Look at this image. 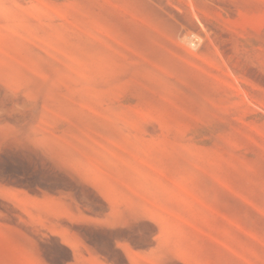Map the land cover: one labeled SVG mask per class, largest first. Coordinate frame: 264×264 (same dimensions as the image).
<instances>
[{"label": "rangeland", "instance_id": "obj_1", "mask_svg": "<svg viewBox=\"0 0 264 264\" xmlns=\"http://www.w3.org/2000/svg\"><path fill=\"white\" fill-rule=\"evenodd\" d=\"M148 1L0 0V264H264V7Z\"/></svg>", "mask_w": 264, "mask_h": 264}, {"label": "trees", "instance_id": "obj_2", "mask_svg": "<svg viewBox=\"0 0 264 264\" xmlns=\"http://www.w3.org/2000/svg\"><path fill=\"white\" fill-rule=\"evenodd\" d=\"M143 1L148 7H155L151 2H149L148 0H141ZM212 2V5H209L210 8L217 10V6L222 7V9H225L227 11H230L231 13L235 10H237L239 7H241L242 5V0H209ZM259 8L264 7V0L260 1L259 0ZM156 8V7H155ZM254 8V7H251ZM218 11V10H217ZM172 12L175 13V11L172 10ZM177 14V13H176ZM149 19L152 18V15L148 16L146 15ZM166 16V15H165ZM198 16L200 18V20L206 24L205 22H207V17L204 16L200 11H198ZM169 22L174 24L178 29L181 27L180 24L176 23L173 19H169ZM211 29H213L214 31V39L215 42L217 44V46L219 47L220 51L222 53H228L230 52V44L229 43H224L222 42V39L227 38L229 36V31L222 25H208Z\"/></svg>", "mask_w": 264, "mask_h": 264}, {"label": "bare ground", "instance_id": "obj_3", "mask_svg": "<svg viewBox=\"0 0 264 264\" xmlns=\"http://www.w3.org/2000/svg\"><path fill=\"white\" fill-rule=\"evenodd\" d=\"M183 40H186L191 45H196V43H198L199 41V37L196 35L194 37L186 35L185 38H183Z\"/></svg>", "mask_w": 264, "mask_h": 264}, {"label": "built area", "instance_id": "obj_4", "mask_svg": "<svg viewBox=\"0 0 264 264\" xmlns=\"http://www.w3.org/2000/svg\"><path fill=\"white\" fill-rule=\"evenodd\" d=\"M197 44V43H196ZM192 46H195V45H192Z\"/></svg>", "mask_w": 264, "mask_h": 264}]
</instances>
